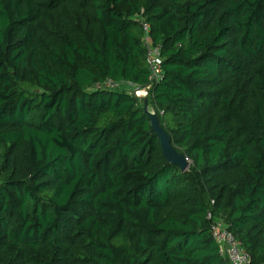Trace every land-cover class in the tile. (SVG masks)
<instances>
[{
    "label": "trees",
    "instance_id": "1",
    "mask_svg": "<svg viewBox=\"0 0 264 264\" xmlns=\"http://www.w3.org/2000/svg\"><path fill=\"white\" fill-rule=\"evenodd\" d=\"M215 219L264 264V0H0V264H228Z\"/></svg>",
    "mask_w": 264,
    "mask_h": 264
},
{
    "label": "built area",
    "instance_id": "2",
    "mask_svg": "<svg viewBox=\"0 0 264 264\" xmlns=\"http://www.w3.org/2000/svg\"><path fill=\"white\" fill-rule=\"evenodd\" d=\"M145 35L144 42L147 45V62L150 69V80L152 83H158L163 79L164 70L160 58V49L150 43V27L147 23L144 25ZM107 86L112 88H127L138 96H146L148 88L140 89L136 85L126 81L108 80ZM189 160V158H187ZM190 161V160H189ZM211 218L212 214L209 213ZM212 236L220 246V251L229 259L228 264H251V255L243 245V242L228 229L227 223L223 220H214L212 227Z\"/></svg>",
    "mask_w": 264,
    "mask_h": 264
},
{
    "label": "water",
    "instance_id": "3",
    "mask_svg": "<svg viewBox=\"0 0 264 264\" xmlns=\"http://www.w3.org/2000/svg\"><path fill=\"white\" fill-rule=\"evenodd\" d=\"M144 110L150 118L153 130L158 134L161 140L162 151L166 159L174 164L179 165L183 170L189 167V161L184 153L177 150L172 144V139L168 131L163 126L160 116L155 108L148 103V99L144 100Z\"/></svg>",
    "mask_w": 264,
    "mask_h": 264
},
{
    "label": "rangeland",
    "instance_id": "4",
    "mask_svg": "<svg viewBox=\"0 0 264 264\" xmlns=\"http://www.w3.org/2000/svg\"><path fill=\"white\" fill-rule=\"evenodd\" d=\"M130 92H132V91L130 90Z\"/></svg>",
    "mask_w": 264,
    "mask_h": 264
}]
</instances>
